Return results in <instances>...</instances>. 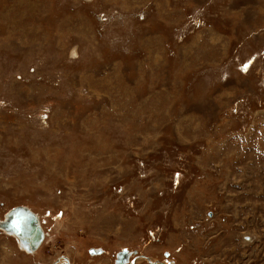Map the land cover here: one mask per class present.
<instances>
[{
  "label": "rangeland",
  "instance_id": "1",
  "mask_svg": "<svg viewBox=\"0 0 264 264\" xmlns=\"http://www.w3.org/2000/svg\"><path fill=\"white\" fill-rule=\"evenodd\" d=\"M15 207L0 264H264V0H0Z\"/></svg>",
  "mask_w": 264,
  "mask_h": 264
},
{
  "label": "water",
  "instance_id": "2",
  "mask_svg": "<svg viewBox=\"0 0 264 264\" xmlns=\"http://www.w3.org/2000/svg\"><path fill=\"white\" fill-rule=\"evenodd\" d=\"M7 215L6 222L4 224L0 222V228L17 236L28 252H34L41 245L45 236L38 217L26 207L12 208ZM128 256L126 251L118 254L115 263L124 264Z\"/></svg>",
  "mask_w": 264,
  "mask_h": 264
},
{
  "label": "flooded vegetation",
  "instance_id": "3",
  "mask_svg": "<svg viewBox=\"0 0 264 264\" xmlns=\"http://www.w3.org/2000/svg\"><path fill=\"white\" fill-rule=\"evenodd\" d=\"M38 217V216H37ZM40 225H41V228H42V230H43V226H42V223L40 222ZM44 231V230H43ZM6 234V233H5ZM44 234H45V232H44ZM7 235V234H6ZM45 236H46V234H45ZM9 237V236H8ZM16 241L18 240V239H16L15 237H13ZM44 240V239H43ZM19 241V240H18ZM17 241V242H18ZM42 244V243H41ZM41 246V245H40ZM39 246V247H40ZM39 249V248H38ZM37 249V250H38ZM20 251H22V252H25V253H27L26 251H24V250H21V249H19ZM124 251H126V253H128L129 254V252H128V250H123V251H120V252H118V254H121V253H123ZM36 252V251H35ZM134 253H136V252H134ZM27 254H29V253H27ZM116 254H117V252H116ZM116 254H115V257H116ZM134 256V257H133ZM129 255L128 256V258L126 259V262L124 263V264H141L142 263V260H139V258L140 257H144V258H142L143 260H149V261H152V263L154 264L155 263V261L156 260H154L153 258H151V257H146V256H138V255ZM115 257H114V260H116L117 259V257H116V259H115ZM137 257H139L137 260H133L132 261V258H137ZM163 257H165L166 259H168L169 257H170V254H168L167 252H164L163 253ZM93 258H97V257H95V256H93ZM153 259V260H152ZM55 264H68L67 263V260H63V259H61V260H58V262L57 263H55ZM158 264H177V262H176V260L175 259H173V258H171V259H168L167 261H160Z\"/></svg>",
  "mask_w": 264,
  "mask_h": 264
},
{
  "label": "bare ground",
  "instance_id": "4",
  "mask_svg": "<svg viewBox=\"0 0 264 264\" xmlns=\"http://www.w3.org/2000/svg\"><path fill=\"white\" fill-rule=\"evenodd\" d=\"M32 213H33V212H32ZM33 214H34V213H33ZM7 216H8V215H7ZM6 220H7V217H6ZM6 220L3 221V222H1V223L4 224V222H6ZM38 220H39V219H38ZM39 224H40V222H39ZM0 225H1V224H0ZM40 226H41V225H40ZM0 229H1V228H0ZM2 230H3V229H2ZM5 232H6V231H5ZM6 233H8V232H6ZM8 234L15 236V235L12 234V233H8ZM15 237H17V236H15ZM17 239H18V237H17ZM18 240H19V239H18ZM19 245H20L19 247H20L22 250H25L26 252H28V251H27V248H26L23 244H21L20 241H19ZM38 248H39V247H38ZM38 248H37V249H38ZM37 249H36V250H37ZM36 250H35V251H36ZM35 251H34V252H35ZM29 253H32V252H29Z\"/></svg>",
  "mask_w": 264,
  "mask_h": 264
}]
</instances>
